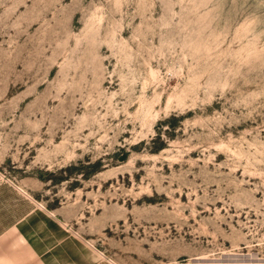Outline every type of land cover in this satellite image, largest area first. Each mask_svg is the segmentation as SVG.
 <instances>
[{"label":"rangeland","instance_id":"obj_1","mask_svg":"<svg viewBox=\"0 0 264 264\" xmlns=\"http://www.w3.org/2000/svg\"><path fill=\"white\" fill-rule=\"evenodd\" d=\"M114 264H264V0H0V190Z\"/></svg>","mask_w":264,"mask_h":264},{"label":"crops","instance_id":"obj_2","mask_svg":"<svg viewBox=\"0 0 264 264\" xmlns=\"http://www.w3.org/2000/svg\"><path fill=\"white\" fill-rule=\"evenodd\" d=\"M11 194L0 190V264H114L98 258L41 208L28 204L16 210Z\"/></svg>","mask_w":264,"mask_h":264},{"label":"bare ground","instance_id":"obj_3","mask_svg":"<svg viewBox=\"0 0 264 264\" xmlns=\"http://www.w3.org/2000/svg\"><path fill=\"white\" fill-rule=\"evenodd\" d=\"M42 208V207H41Z\"/></svg>","mask_w":264,"mask_h":264}]
</instances>
